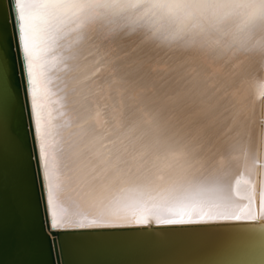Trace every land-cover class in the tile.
<instances>
[{
	"label": "snow or ice",
	"instance_id": "6c2138e0",
	"mask_svg": "<svg viewBox=\"0 0 264 264\" xmlns=\"http://www.w3.org/2000/svg\"><path fill=\"white\" fill-rule=\"evenodd\" d=\"M13 9L53 229L257 218L239 203H251V181L230 177L255 162L264 131L227 97L264 89V0H13ZM7 68L0 39V83ZM212 142L222 150L209 161Z\"/></svg>",
	"mask_w": 264,
	"mask_h": 264
},
{
	"label": "water",
	"instance_id": "95a60500",
	"mask_svg": "<svg viewBox=\"0 0 264 264\" xmlns=\"http://www.w3.org/2000/svg\"><path fill=\"white\" fill-rule=\"evenodd\" d=\"M13 16V0H9ZM18 23V22H17ZM7 72L0 83V264H264V226L254 221L53 229L16 28L0 0Z\"/></svg>",
	"mask_w": 264,
	"mask_h": 264
},
{
	"label": "bare ground",
	"instance_id": "6f19581e",
	"mask_svg": "<svg viewBox=\"0 0 264 264\" xmlns=\"http://www.w3.org/2000/svg\"><path fill=\"white\" fill-rule=\"evenodd\" d=\"M7 10H8V16L11 20L12 17L10 16V5L9 0H6ZM135 39L134 37L129 38V40H126L125 43H129L131 40ZM149 55H155V53L149 52ZM160 55H163V53H160ZM227 80L226 73H222V81ZM30 96V89L28 92V99ZM55 99V98H54ZM227 101H230L232 103L237 104V106L241 109L244 116L246 117V122L249 123L256 132L264 131V124L261 122L264 121V89H255L251 92L245 93L242 96L233 97L231 94L227 97ZM188 110L185 109L183 112L178 111L177 116L180 120H183L184 117L187 115ZM32 123L34 128V117H32ZM36 145L38 146V140H36ZM219 150H222V146L220 142H212L210 144L205 145V149L202 152V156L206 160H214L219 154ZM257 151V159L255 162L249 161L247 168L240 169V168H233L232 174L230 179L234 183L235 179L240 178L243 180H249L252 183V196L253 199L251 203L247 199L239 201L241 205H249L251 208L252 213L257 217L256 219H259L260 223L253 224L255 226H264V144L257 143L256 146ZM41 174H42V166L40 165ZM44 185V191H45V197H46V190H47V183L46 181H43ZM48 210V216L50 217V210ZM256 219H248V218H242L240 220H217L211 223H224V224H231L232 221H254ZM152 222L154 224H162L156 222L154 219H149L148 221L144 223L137 224L134 220L129 221H120V226L115 227H136V226H142L146 225L147 223ZM210 223V222H208ZM52 228V227H51ZM63 229L68 228H77V227H68L65 225L62 227ZM86 228V227H85ZM87 228H97V227H87ZM61 229V228H56Z\"/></svg>",
	"mask_w": 264,
	"mask_h": 264
}]
</instances>
